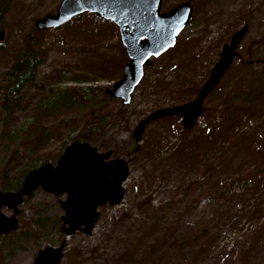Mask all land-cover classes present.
Wrapping results in <instances>:
<instances>
[{
	"label": "rangeland",
	"instance_id": "374dc122",
	"mask_svg": "<svg viewBox=\"0 0 264 264\" xmlns=\"http://www.w3.org/2000/svg\"><path fill=\"white\" fill-rule=\"evenodd\" d=\"M60 1L0 0V190L16 191L26 173L55 166L80 142L127 162L124 195L97 209L90 235L66 238L65 195L34 191L17 207V229L0 237V264H32L39 250L64 241L60 264H264V0H162L164 13L191 3V20L174 47L151 58L127 106L105 94L128 61L113 24L91 15L34 34L35 20L54 14ZM244 26L236 57L193 128L183 130L178 117L154 120L137 143L138 122L194 100L222 47ZM29 33L40 39L36 78L10 94L7 72ZM58 96L60 111L34 116ZM44 130L50 151L64 147L41 164L31 142Z\"/></svg>",
	"mask_w": 264,
	"mask_h": 264
},
{
	"label": "water",
	"instance_id": "95a60500",
	"mask_svg": "<svg viewBox=\"0 0 264 264\" xmlns=\"http://www.w3.org/2000/svg\"><path fill=\"white\" fill-rule=\"evenodd\" d=\"M161 9L162 0H80L79 4L76 0H61L54 14L35 20L34 28L37 31L57 29L85 13L113 24L128 61L123 65L121 78L107 88L105 94L127 106L151 58L174 47L177 36L191 20L189 2L165 13ZM246 30L244 26L233 33L228 44L222 47L219 59L194 100L150 113L132 131L133 139L139 143L148 124L167 117L180 118L183 130L192 129L203 113L204 100L236 57V48ZM4 36L5 32L0 30V41ZM111 155V151L98 153L88 143L72 142L63 150L55 166L46 163L29 171L14 192L0 190V210L6 207L13 211L9 218L0 212V237L17 229V207L38 189L54 196L65 195L59 205L64 213L60 230L66 238L76 232L90 235L99 215L97 209L107 204H120L124 195L128 165L123 159H112ZM64 248L65 241L58 247H45L37 252L32 264H60Z\"/></svg>",
	"mask_w": 264,
	"mask_h": 264
},
{
	"label": "trees",
	"instance_id": "16d2710c",
	"mask_svg": "<svg viewBox=\"0 0 264 264\" xmlns=\"http://www.w3.org/2000/svg\"><path fill=\"white\" fill-rule=\"evenodd\" d=\"M4 10L6 11V3H1L0 6V19L2 14L4 13ZM90 18L92 17L89 14H83L78 16L77 18ZM105 23H108L107 25L112 24L110 22L105 21ZM109 27V26H108ZM55 30V29H53ZM46 31H36L34 34L41 36L44 34ZM36 35H33L31 33L27 34L22 38V45L15 51L13 57H12V62L10 64L9 71L7 72L8 76L10 77L11 84L10 87L7 88V92L10 94L16 93L18 89L29 85L34 81L36 78V71L39 65V53H40V39L36 37ZM119 44V41H118ZM1 45V44H0ZM2 46H0L1 50ZM123 52V51H122ZM124 60V57L122 58ZM121 65V64H120ZM119 65V66H120ZM60 78V76H57ZM63 78L57 79V81L62 80ZM5 88V87H4ZM8 94V93H7ZM5 95L6 99L8 95ZM63 95V94H62ZM62 96H58L56 99L52 101H47L43 103L42 105L37 106L34 108V116H38L39 118H45L47 116L52 115L53 113H57L60 111V108L63 104L64 100L61 98ZM4 107H6V104H2ZM51 139L50 133L48 130H44L37 134L35 139L31 142L33 144L32 147L34 152L33 155L37 157L38 161L42 164L45 162H48L49 160L55 161L59 156H60V149L63 148L64 146L58 148L57 152H52L48 148V142ZM35 153V154H34ZM37 155V156H36ZM28 168L25 169L23 172L26 173L28 172ZM18 186L15 185V188Z\"/></svg>",
	"mask_w": 264,
	"mask_h": 264
},
{
	"label": "snow or ice",
	"instance_id": "6c2138e0",
	"mask_svg": "<svg viewBox=\"0 0 264 264\" xmlns=\"http://www.w3.org/2000/svg\"><path fill=\"white\" fill-rule=\"evenodd\" d=\"M77 4H79L80 0H76Z\"/></svg>",
	"mask_w": 264,
	"mask_h": 264
}]
</instances>
